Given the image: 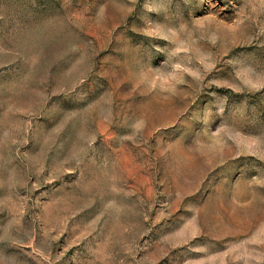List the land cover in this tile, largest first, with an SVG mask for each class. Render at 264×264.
Instances as JSON below:
<instances>
[{
	"label": "rangeland",
	"instance_id": "obj_1",
	"mask_svg": "<svg viewBox=\"0 0 264 264\" xmlns=\"http://www.w3.org/2000/svg\"><path fill=\"white\" fill-rule=\"evenodd\" d=\"M0 264H264V0H0Z\"/></svg>",
	"mask_w": 264,
	"mask_h": 264
}]
</instances>
